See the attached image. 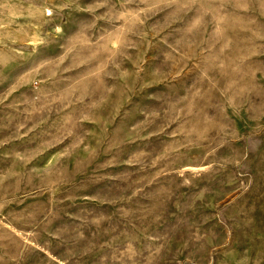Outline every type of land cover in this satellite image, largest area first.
Returning a JSON list of instances; mask_svg holds the SVG:
<instances>
[{"label":"rangeland","instance_id":"obj_1","mask_svg":"<svg viewBox=\"0 0 264 264\" xmlns=\"http://www.w3.org/2000/svg\"><path fill=\"white\" fill-rule=\"evenodd\" d=\"M0 264H264V0H0Z\"/></svg>","mask_w":264,"mask_h":264}]
</instances>
